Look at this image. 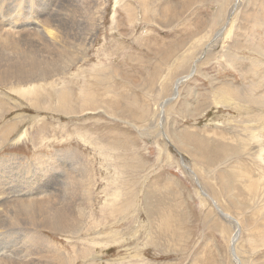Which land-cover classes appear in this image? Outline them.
Segmentation results:
<instances>
[{
    "label": "rangeland",
    "instance_id": "obj_1",
    "mask_svg": "<svg viewBox=\"0 0 264 264\" xmlns=\"http://www.w3.org/2000/svg\"><path fill=\"white\" fill-rule=\"evenodd\" d=\"M143 1L94 0L82 61L0 84V161L22 199L75 179L63 232L26 224L19 254L46 245L36 230L69 264H234L225 212L243 263L264 264V163L246 149L264 123V0Z\"/></svg>",
    "mask_w": 264,
    "mask_h": 264
},
{
    "label": "bare ground",
    "instance_id": "obj_2",
    "mask_svg": "<svg viewBox=\"0 0 264 264\" xmlns=\"http://www.w3.org/2000/svg\"><path fill=\"white\" fill-rule=\"evenodd\" d=\"M231 1L234 0H229V4ZM93 2L94 0H0V84H20L22 81H28L31 79L42 80L43 78H52L62 74L66 68H69L71 64L77 60L82 61L85 55V50L87 49L86 44L88 37L95 30V18L92 20L93 17H90V22L84 27L86 14L90 13V3ZM239 2L240 0H236L234 8L240 4ZM72 8L81 10L82 20H78L80 23L74 22L75 17ZM23 9L25 11H23ZM231 9L233 10L231 11L234 12L233 6ZM221 12L224 16L223 6L221 7ZM230 24V27L227 26L228 29L222 33H219L222 31L221 29L217 30L211 39L217 41L218 36H221L224 33L226 36H230L229 33H231L234 22ZM90 26L93 32H91ZM75 27H79V29L84 31L75 32ZM85 30L88 31H86L88 35L85 33ZM74 40L76 42H72ZM184 78L185 77L178 78L175 81L174 94L178 92L179 82ZM63 79H65V77ZM65 83L67 84V82ZM16 90L21 95H25L31 93L32 86L17 87ZM169 99H166L167 102ZM163 103H166V101L164 100V102L160 103L159 107L164 105ZM9 132L10 131L6 132L7 140L9 138ZM15 134L16 138H20L22 136V131L19 132V130H17V133ZM263 135L264 123L262 122H260L256 128L248 129L246 149L250 152L249 154L255 158L253 166L258 167V170L260 169L259 163H264ZM244 146L245 144H243L242 147H237L235 145L232 150L239 148L244 151ZM6 159L7 158H4V161L9 160L10 158ZM2 160L0 161V243L7 244L12 240L14 237L12 233L16 234L15 231L11 230L13 229L19 231V234L17 233L18 235L14 237L15 239L13 240V243L9 245V248L10 246L20 247H17V249H14L13 247L15 256L12 251L8 254L0 251L2 253H0V264H69L70 262L67 260L65 250L56 248L55 246H49L48 244H50V241H48L47 238L45 239L42 237L43 235L41 236L38 234L36 230L34 231L33 238L36 239L35 241L46 243V245L40 246L39 249H33V246L30 244V246H26L27 250L23 256L22 254H19L20 251L18 250H22V244L24 242L22 243V233L20 232H22V226H25L26 224H30L28 226L35 227L36 229L40 227L50 231L63 232V226L67 224L66 221L69 217L67 206L70 202L69 194L72 184L75 181L74 177H71L70 174L66 176L64 184H61V192L53 191L52 194L46 197H32L33 199H25L26 197L24 196L25 200H23L22 179L15 178L14 180L9 181L11 178L5 171L6 166L1 164L3 163ZM12 160L14 162V158ZM46 167L47 166H44V169ZM261 177H264V175ZM258 180L260 184V178H258ZM33 188H35L34 185ZM29 190L30 189L27 191L30 192ZM251 191H253L252 196H255V191L253 189H250L249 194H251ZM29 194L31 195V193ZM60 196L62 197L61 199L64 205L62 208L57 209L55 206L59 204L58 199ZM222 215L234 224V232L229 239L232 260L234 261V264H244L237 254V247L235 246L240 234V224L228 213L223 212ZM35 246L36 245H34V247ZM0 247H3V245H0ZM25 257L28 258L25 259Z\"/></svg>",
    "mask_w": 264,
    "mask_h": 264
}]
</instances>
